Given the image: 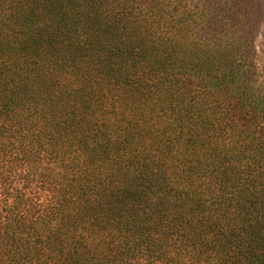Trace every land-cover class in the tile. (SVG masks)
Here are the masks:
<instances>
[{"label": "trees", "instance_id": "trees-1", "mask_svg": "<svg viewBox=\"0 0 264 264\" xmlns=\"http://www.w3.org/2000/svg\"><path fill=\"white\" fill-rule=\"evenodd\" d=\"M256 0H0V264H264Z\"/></svg>", "mask_w": 264, "mask_h": 264}, {"label": "rangeland", "instance_id": "rangeland-1", "mask_svg": "<svg viewBox=\"0 0 264 264\" xmlns=\"http://www.w3.org/2000/svg\"><path fill=\"white\" fill-rule=\"evenodd\" d=\"M257 37L255 39L256 60L259 70H264V0H256Z\"/></svg>", "mask_w": 264, "mask_h": 264}]
</instances>
